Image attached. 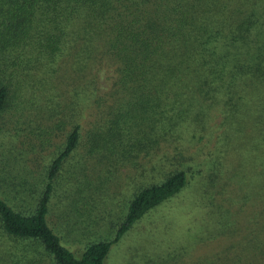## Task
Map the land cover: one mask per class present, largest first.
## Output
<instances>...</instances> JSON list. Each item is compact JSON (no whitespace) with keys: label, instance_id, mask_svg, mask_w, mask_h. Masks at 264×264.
Segmentation results:
<instances>
[{"label":"trees","instance_id":"trees-1","mask_svg":"<svg viewBox=\"0 0 264 264\" xmlns=\"http://www.w3.org/2000/svg\"><path fill=\"white\" fill-rule=\"evenodd\" d=\"M103 68L113 85L101 93ZM86 104L94 119L83 132ZM12 109L14 127L28 119L31 135L69 129L43 182L0 168V264H105L136 221L187 187L200 163L184 145L212 134L211 109L215 153L236 163L230 179H247L264 199V0H0V123ZM142 160L152 169L126 211L91 217L102 230L72 250L52 218L68 184L85 209V184L104 185L128 166L142 172ZM66 163L83 181L76 189L57 180ZM71 206L57 216L68 225ZM245 243L243 256L219 264H264V239Z\"/></svg>","mask_w":264,"mask_h":264},{"label":"rangeland","instance_id":"rangeland-1","mask_svg":"<svg viewBox=\"0 0 264 264\" xmlns=\"http://www.w3.org/2000/svg\"><path fill=\"white\" fill-rule=\"evenodd\" d=\"M112 82L110 70L107 72V69L103 68L99 73L97 89L101 93L110 90ZM36 98L40 100L37 95ZM86 105L80 119L83 132L94 117V114L91 115L93 105ZM13 110L8 111L0 123V168L9 175L26 169L27 172L22 173L28 180L43 182L47 164L62 147L69 127L65 131H54L43 126L41 131L35 130L36 133L40 131L42 134L33 137L36 133L32 136L26 130L28 119H25L26 124L14 127L16 116ZM206 118L207 125L212 126V134L206 135L203 132L204 136L202 135L200 141L195 139L191 145H184L186 148L183 153L188 157L193 156L189 163H200L193 169L194 174L187 187L136 221L120 240L111 246L105 264H219L224 259L230 261L229 258L234 262V255L244 254L238 242L246 244V241L250 244L254 239H264V199L261 195L250 194L251 183L247 179V184H238L233 178L230 179L233 164H236L233 157L229 156L222 161L215 153L218 151L215 149L214 140L219 133V115L211 109ZM32 125L33 122L30 123V126ZM158 157H153L152 163ZM142 164L146 167L141 169L142 172L134 170L131 166L122 168L104 185H99L95 178L91 179L92 182L82 188L81 203L87 202L85 209L77 207L80 197L73 196L70 184L68 198H64L61 204L59 198L54 200V204L60 205L55 206L56 211L52 218L59 222L55 225L64 238L69 236L73 240L69 246L72 250L78 251L87 241L96 239V233L102 230L98 224H92L91 217L99 216L110 209L109 219H117L126 211L138 178L142 175L148 176L152 169L151 164L144 160ZM68 171L66 163L57 180L60 185L63 179L71 182L76 189V186L83 183L81 176H72ZM29 173H32L36 180L30 178ZM257 191L259 189H254V192ZM66 203L72 205L69 211L70 225L64 220L65 216L62 221L57 217L63 214V206ZM224 224H229L227 228H230L229 232L232 231V237L227 235L228 230L226 234L222 231H225ZM74 228L79 231L76 232ZM225 255L228 257L224 258ZM247 260L245 253L241 262Z\"/></svg>","mask_w":264,"mask_h":264}]
</instances>
